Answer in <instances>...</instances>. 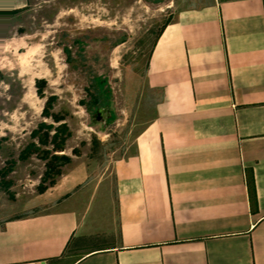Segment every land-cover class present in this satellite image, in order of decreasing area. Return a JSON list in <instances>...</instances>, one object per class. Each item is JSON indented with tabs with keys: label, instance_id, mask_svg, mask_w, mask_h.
I'll list each match as a JSON object with an SVG mask.
<instances>
[{
	"label": "crops",
	"instance_id": "obj_1",
	"mask_svg": "<svg viewBox=\"0 0 264 264\" xmlns=\"http://www.w3.org/2000/svg\"><path fill=\"white\" fill-rule=\"evenodd\" d=\"M146 80L160 98L113 164L108 233L83 244L102 213L76 198L3 220L0 264H264V0L179 10Z\"/></svg>",
	"mask_w": 264,
	"mask_h": 264
},
{
	"label": "rangeland",
	"instance_id": "obj_2",
	"mask_svg": "<svg viewBox=\"0 0 264 264\" xmlns=\"http://www.w3.org/2000/svg\"><path fill=\"white\" fill-rule=\"evenodd\" d=\"M211 1L27 0L0 13V223L78 198L102 213L83 244L108 233L113 164L160 98L151 49L179 10Z\"/></svg>",
	"mask_w": 264,
	"mask_h": 264
},
{
	"label": "trees",
	"instance_id": "obj_3",
	"mask_svg": "<svg viewBox=\"0 0 264 264\" xmlns=\"http://www.w3.org/2000/svg\"><path fill=\"white\" fill-rule=\"evenodd\" d=\"M18 9H12L10 10L11 13L17 12ZM94 97V96H93ZM97 98L96 96L92 99L93 102H96ZM247 184H248V189H249V196H250V201L252 204H254L255 201V194H254V181L251 175L247 177Z\"/></svg>",
	"mask_w": 264,
	"mask_h": 264
}]
</instances>
